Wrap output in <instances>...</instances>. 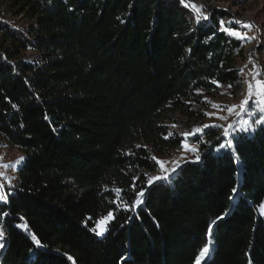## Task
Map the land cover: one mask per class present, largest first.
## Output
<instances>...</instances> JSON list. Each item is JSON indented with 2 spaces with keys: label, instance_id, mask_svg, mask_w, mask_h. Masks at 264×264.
Here are the masks:
<instances>
[{
  "label": "trees",
  "instance_id": "1",
  "mask_svg": "<svg viewBox=\"0 0 264 264\" xmlns=\"http://www.w3.org/2000/svg\"><path fill=\"white\" fill-rule=\"evenodd\" d=\"M9 1L30 24L0 16V136L24 158L0 200V264H264V124L219 152L218 128L196 131L210 97L240 81L228 13ZM186 139L199 159L149 185Z\"/></svg>",
  "mask_w": 264,
  "mask_h": 264
},
{
  "label": "rangeland",
  "instance_id": "2",
  "mask_svg": "<svg viewBox=\"0 0 264 264\" xmlns=\"http://www.w3.org/2000/svg\"><path fill=\"white\" fill-rule=\"evenodd\" d=\"M192 4H195L200 13L204 16L212 9L225 11L228 13L227 17L221 20V25L226 26V22H233L238 25V28L232 29L241 33V37H238L244 41V55L238 58V68L240 81L236 84L223 86L219 92L210 97L209 106L206 112V117H204L201 123L196 127V130L203 129L204 125H222L223 127L218 128V133L225 139L223 144H226L232 135H238L243 121H249L253 127L248 131L253 130L255 127L259 126L255 124V121L260 119L264 113L259 109L254 100H250V108L241 109L239 105L248 95V85L251 83L253 85V90L255 91V85L257 80H264V75L259 70V66L256 64L253 55L252 48L255 46L254 51L255 58L261 61L264 68V0H189ZM182 4V2H181ZM212 15V14H211ZM0 16L6 20L12 22L18 27H28L30 24V18L27 14H16L14 8H12L9 0H0ZM237 18L239 23L234 21ZM251 21V23L248 20ZM245 20V21H243ZM245 24H251V27H246ZM227 29V26L225 27ZM231 29V28H229ZM246 34V35H243ZM235 36V35H234ZM237 37V36H236ZM26 56H35L34 52H27ZM240 66V67H239ZM245 68V70H244ZM217 105L218 107H214ZM236 105L231 112L228 108ZM212 113L213 115H208ZM226 117V119H220L219 117ZM231 124L232 129H229L230 135L224 136L223 129ZM264 124V123H262ZM261 125V124H260ZM245 131V132H248ZM202 132V131H200ZM184 145H188L185 148ZM192 148L197 149V151H191ZM226 148V147H224ZM224 148H218V152ZM202 153L201 147L194 141L186 139L180 148L173 149L165 155L158 157L159 161H163V167L160 165L158 171L153 172L151 177H167L172 173L179 165L186 161L197 160V156L200 157ZM23 157L21 152L7 143L0 136V196H5L4 190L6 186H11L17 180V168L21 164L20 158ZM7 164L8 167L5 168L4 165ZM164 169H167L166 171ZM162 179L154 180L158 181ZM105 221L99 223V227L102 230ZM0 233H2L0 225ZM3 238V236L1 237ZM205 256V255H204Z\"/></svg>",
  "mask_w": 264,
  "mask_h": 264
},
{
  "label": "snow or ice",
  "instance_id": "3",
  "mask_svg": "<svg viewBox=\"0 0 264 264\" xmlns=\"http://www.w3.org/2000/svg\"><path fill=\"white\" fill-rule=\"evenodd\" d=\"M181 2H185V0H181ZM193 9L196 10V11H200V9L197 8V6L195 4L192 5ZM204 19H207V15H204L203 16ZM246 27H251L252 25L251 24H245ZM230 34L232 35H235L237 37H241V33L235 31V30H232V29H229L228 30ZM243 35H246V34H243ZM229 87H231V85H229ZM255 91L253 90V85L251 83H249L248 85V95L245 97V99L241 102V104L239 105V107L243 110V109H246V108H250L251 105L249 104V101L250 100H254L256 105L259 106V109L262 113H264V80H257L256 81V85H255ZM214 107H218L217 105H214ZM237 107L236 105H233L232 107L228 108V111L231 112L233 110V108ZM208 115H213L212 113H208ZM220 119H226V117H219ZM264 123V115H262L260 117V119L256 120L255 121V124L256 125H260ZM210 125H204L203 127H209ZM212 127H223L222 125H211ZM253 125L245 120L243 121V124L240 128V131H248L250 128H252ZM233 126L231 124L228 125V127H225L223 129V135L224 136H229L230 135V132H229V129H232ZM197 132H200L202 131V129H197L196 130ZM196 135V133H185L184 135L187 136V135ZM185 148H188V145H184ZM221 148H224V147H228V148H231L233 147V144H232V141L229 140L226 144H221L220 145ZM191 151L195 152L197 151V149L195 148H192ZM24 158L21 157L20 160L22 161ZM153 159H156L155 157H153ZM197 159H199V157L197 156ZM157 163H159L162 167L164 165V162L163 161H159L157 160ZM5 168L8 167L7 164L4 165ZM165 171L167 169H164ZM0 175H3L2 173H0ZM166 177H151L149 178V185L152 184V182L154 180H157V179H164ZM115 191L119 192L120 190L119 189H116ZM232 193L235 194L237 192V189L236 188H232ZM143 196V191L139 192L136 194V203H140L142 202L141 201V197ZM6 199V197L4 196H0V200H4ZM260 209H261V212L264 213V203H262L260 205ZM109 215H111V213H109ZM93 231H95V229H92ZM210 232H211V226L209 227V235H210ZM99 234V233H98ZM0 235H2V233H0ZM39 243V242H37ZM208 251V248L207 246H205L202 250H201V253H200V256H203L206 252ZM197 264H199V258H197Z\"/></svg>",
  "mask_w": 264,
  "mask_h": 264
},
{
  "label": "water",
  "instance_id": "4",
  "mask_svg": "<svg viewBox=\"0 0 264 264\" xmlns=\"http://www.w3.org/2000/svg\"><path fill=\"white\" fill-rule=\"evenodd\" d=\"M182 5L185 6L186 8H188L189 10H191L192 12H194L199 20H201L203 22H208L210 20V17H211V14H212V9L208 12L207 19H204L203 15L199 11H196V10L193 9V7H192L193 4L189 0H185V2L182 3ZM234 21L239 23V21H238V19L236 17L234 18ZM243 21H245V20H243ZM248 21L251 23L250 20H248ZM255 49H256V47H253L252 50H251L253 56H254ZM254 58H255V56H254ZM255 62L260 68H262V64H261L259 59L255 58Z\"/></svg>",
  "mask_w": 264,
  "mask_h": 264
},
{
  "label": "bare ground",
  "instance_id": "5",
  "mask_svg": "<svg viewBox=\"0 0 264 264\" xmlns=\"http://www.w3.org/2000/svg\"><path fill=\"white\" fill-rule=\"evenodd\" d=\"M244 53L245 52H243V55H244ZM264 55V54H263ZM253 58H254V56H253ZM263 58H264V56H263ZM255 59V58H254ZM258 59V58H257ZM261 62V61H260ZM240 67V66H239ZM244 70H245V68H244ZM260 71H261V73L264 75V68H263V66H262V68L261 69H259ZM240 71V70H239Z\"/></svg>",
  "mask_w": 264,
  "mask_h": 264
},
{
  "label": "built area",
  "instance_id": "6",
  "mask_svg": "<svg viewBox=\"0 0 264 264\" xmlns=\"http://www.w3.org/2000/svg\"><path fill=\"white\" fill-rule=\"evenodd\" d=\"M255 47V46H254ZM255 60V59H254ZM259 69H261L260 67H258Z\"/></svg>",
  "mask_w": 264,
  "mask_h": 264
}]
</instances>
